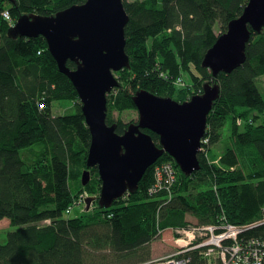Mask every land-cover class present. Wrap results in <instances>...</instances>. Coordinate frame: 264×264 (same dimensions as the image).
Instances as JSON below:
<instances>
[{
	"label": "trees",
	"instance_id": "1",
	"mask_svg": "<svg viewBox=\"0 0 264 264\" xmlns=\"http://www.w3.org/2000/svg\"><path fill=\"white\" fill-rule=\"evenodd\" d=\"M85 1L0 0V220L6 218L14 227L6 233L5 242L0 235V264H141L151 258L150 244L161 229L187 225L185 214L195 211L204 224L222 220L254 224L239 237L264 239V96L258 86L264 76V28L251 32L246 60L231 73L214 77L202 66L205 53L249 0H124L130 17L126 52L134 77L126 86L119 81L108 95L107 122L112 123L111 95L122 110L136 109L133 96L138 89L163 96L178 94L180 102L185 101L186 89H178L174 82L178 74L171 71L177 52L193 86L200 87L204 79L217 81L220 98L208 116L200 170L186 176L165 153L162 161H171L176 170L171 185L152 191L157 183L154 164L137 191L126 196L134 201L101 207L105 218L94 222L83 213L72 216L80 193L92 194L98 170L93 167L95 173L91 171V180L83 185L81 173L87 168L82 170L83 153L76 145L79 142L89 149L91 134L82 110L56 115L53 107L60 100L79 104L80 98L70 79L59 71L43 36L14 39L8 29L21 14L52 15ZM5 11L10 19L3 15ZM67 65L75 68L72 61ZM229 118L236 148H225L224 162H207L202 152L221 143ZM126 127L119 119L117 131L123 133ZM145 132L159 145L156 133ZM35 146L46 159L31 164L39 159L23 157L22 152ZM83 157L86 164L87 156ZM197 181L204 188L195 192ZM47 219L49 224H40ZM190 254L193 264H206L197 251Z\"/></svg>",
	"mask_w": 264,
	"mask_h": 264
},
{
	"label": "water",
	"instance_id": "2",
	"mask_svg": "<svg viewBox=\"0 0 264 264\" xmlns=\"http://www.w3.org/2000/svg\"><path fill=\"white\" fill-rule=\"evenodd\" d=\"M129 20L124 0H86L52 15L21 14L8 29L14 39L43 36L58 69L75 87L91 134L82 183H89L90 168L96 167L102 181L97 200L104 208L127 192H136L145 172L165 153L186 176L200 170L208 115L221 93L217 81L204 82L202 93L183 102L138 89L133 101L139 120L119 133L117 123L107 122L108 95L119 85L115 72L131 67L125 33ZM263 28L264 0H249L205 53L202 66L214 77L231 73L246 60L251 32L260 33ZM145 130L159 136V145ZM95 199H86L87 208Z\"/></svg>",
	"mask_w": 264,
	"mask_h": 264
},
{
	"label": "rangeland",
	"instance_id": "3",
	"mask_svg": "<svg viewBox=\"0 0 264 264\" xmlns=\"http://www.w3.org/2000/svg\"><path fill=\"white\" fill-rule=\"evenodd\" d=\"M5 12L3 13V15L7 18ZM16 20L17 19H15V21ZM12 22H13L12 23V25H13L15 22L14 21H12ZM216 32H217V34L220 32L218 26H216ZM169 45L175 51V47L171 44H169ZM171 62L175 66L174 70H171V71L175 72V70H176L175 73L178 74V76H176L174 78L175 85H177L179 90L180 89H184V90L186 89V92L183 94V97L186 98L185 100L190 99L193 96L192 94H194V93L199 94V93L203 92V83L206 82V79L202 80L200 87L197 88V87L193 86V81L191 79L189 72H187L186 70L184 71V69H182V67H181L182 63L184 61H183V58L180 56L179 52L176 53V58L174 57L171 60ZM130 68H124L120 71L115 72V76L118 78V81H120L121 84H123V86H126L127 83L134 77V73ZM191 68L193 69V71L197 75L200 76L198 70L196 69V67L194 65H191ZM166 77H167V74H166ZM258 86L261 89L263 96H264V76H261L259 78ZM109 94H111V92ZM167 95H169V94H165V96H167ZM169 96L174 97V99L176 98L177 100L181 101L179 99L178 94H175L174 96L173 95H169ZM113 102H115L116 104L114 105ZM109 103L112 104V108L110 110L112 123H110V124L117 123L119 119H122L128 126V124L137 122L139 120V111L137 108L136 109L134 108V109L122 110L119 107V105L117 104L114 95L109 96ZM80 105H81V108H80ZM80 109L82 110V102L80 99H79V104H78V102H75L72 100H60V101H57L54 103L53 112L56 115H61V114L69 115V114H74L77 111L79 112ZM250 113H252V112L250 111ZM230 123L231 122H230V118H229L227 124L225 125V127L222 130L221 143L213 146L212 148L208 149L206 152H202V154L206 158L207 162H210V161H212L214 163H221V161L224 162L223 157L225 155L224 154L225 148L227 146L232 147V148H236L235 141L232 138V129H231ZM243 123H244V121L242 119L238 120L239 125H243ZM240 130L242 131L243 128H240ZM204 141H205V136L202 138V143H204ZM76 149H77V151L81 150V153H83L80 156V165L82 167V170H84L85 168L88 169V167H86L85 162L83 163V161H84L83 156H87V152L89 149L86 148L84 145H81L79 142H77ZM204 150H205V148H204ZM201 151H202V149H201ZM22 153H23V157L29 156L30 159L38 160L41 157H45L39 151L38 146H35L34 148L27 150L26 152L24 150V152H22ZM162 156L155 162V165L166 163V165L173 166L172 162L169 160H163L162 161V159H161ZM45 159H46V157H45ZM41 160L42 159H39L38 161L30 162V163L36 164ZM90 171L94 172L93 167L90 168ZM82 175H83V172L81 173V176ZM92 176H93V174H92ZM92 176H91V178H92ZM81 179H82V177H81ZM81 179H80V181H81ZM98 179H100L99 173H98V177H97V175L93 176V181H92V186H91V188H93L92 194L89 191H83L80 193V196H78V198L81 199V202L79 204L73 206L72 216H77V215L83 213V214H85L86 219L89 218L93 222L98 221L99 219L105 218V216L103 214V210L100 209L101 206H99L98 200H97L99 197V194H100L101 186H102V181L99 182ZM161 179H163V178H161ZM70 184H71L73 190H75L76 186L74 185V181L70 182ZM194 184L196 186L195 192L198 190L201 191V189L204 188V186H202L199 183V181L195 182ZM85 192L88 193V195H86ZM82 193H84V194H82ZM129 194H130V192H127L123 196V197H125V199H123V197H121V199L119 198V200H116L117 202L114 201L112 207L114 205L120 206V205H123L125 203H130L131 201H134L131 198V196L129 198L126 197ZM89 196L95 197L96 199L91 203L89 208H87L86 202H83V201H86V199ZM82 199H83V201H82ZM135 201H139V199L136 198ZM98 213L101 215H99ZM185 220L188 221L187 225L180 226V225H174V224L172 225L171 224V225L167 226L166 228L161 229L159 231V235L156 236V238L153 239V241L150 244V246H151V253H150L151 258L149 260L156 259V258H162L164 256L175 253L176 251L179 250L180 243L183 244L184 242L182 240H180L178 242V239H180V237H181V234L178 232V230H188V229H191L192 227H202V226L210 224V223H208V224L201 223L199 213L196 211L194 213L187 212L185 214ZM50 222H51V220L47 219V220L42 221L40 224L46 225V224H49ZM13 229H14V227L10 225L9 220H7L6 218L3 220H0V235H1V239L3 242L6 241V233H8L10 230H13ZM182 239L189 241L188 236H185V238H182Z\"/></svg>",
	"mask_w": 264,
	"mask_h": 264
},
{
	"label": "built area",
	"instance_id": "4",
	"mask_svg": "<svg viewBox=\"0 0 264 264\" xmlns=\"http://www.w3.org/2000/svg\"><path fill=\"white\" fill-rule=\"evenodd\" d=\"M5 14L10 19V14L7 11ZM201 149L203 150L204 147ZM155 169L157 183L152 191H157L165 185H171L175 180L176 170L174 166L163 163L157 165ZM80 202L81 199L78 203ZM69 210L67 212H70ZM259 223L261 221L255 224ZM253 225L240 226L222 220L216 224L178 230L181 234L178 242L180 240L184 242L183 244L180 243L178 251L141 264H193L190 254L193 251H197L199 258L206 264H264V239H241L239 237L241 233ZM185 236H188L189 241L182 239Z\"/></svg>",
	"mask_w": 264,
	"mask_h": 264
},
{
	"label": "bare ground",
	"instance_id": "5",
	"mask_svg": "<svg viewBox=\"0 0 264 264\" xmlns=\"http://www.w3.org/2000/svg\"><path fill=\"white\" fill-rule=\"evenodd\" d=\"M59 71H60V70H59ZM61 73H62V72H61ZM63 74H64V73H63ZM64 75H65V74H64ZM202 146H204L203 143H202ZM86 195H88V194H86ZM83 202H86V201H83ZM145 262H146V261H145ZM143 263H144V262H143Z\"/></svg>",
	"mask_w": 264,
	"mask_h": 264
}]
</instances>
